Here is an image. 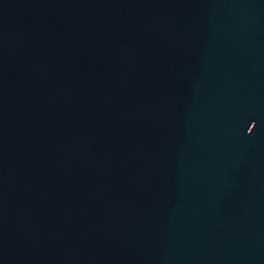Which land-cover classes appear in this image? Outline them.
Segmentation results:
<instances>
[{"label":"water","instance_id":"water-1","mask_svg":"<svg viewBox=\"0 0 264 264\" xmlns=\"http://www.w3.org/2000/svg\"><path fill=\"white\" fill-rule=\"evenodd\" d=\"M0 264H264V0H0Z\"/></svg>","mask_w":264,"mask_h":264}]
</instances>
